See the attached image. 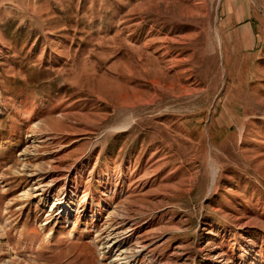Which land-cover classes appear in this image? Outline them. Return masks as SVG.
<instances>
[{"label":"rangeland","instance_id":"374dc122","mask_svg":"<svg viewBox=\"0 0 264 264\" xmlns=\"http://www.w3.org/2000/svg\"><path fill=\"white\" fill-rule=\"evenodd\" d=\"M0 264H264V0H0Z\"/></svg>","mask_w":264,"mask_h":264},{"label":"crops","instance_id":"0c3cea01","mask_svg":"<svg viewBox=\"0 0 264 264\" xmlns=\"http://www.w3.org/2000/svg\"><path fill=\"white\" fill-rule=\"evenodd\" d=\"M2 1H4V0H2Z\"/></svg>","mask_w":264,"mask_h":264},{"label":"bare ground","instance_id":"6f19581e","mask_svg":"<svg viewBox=\"0 0 264 264\" xmlns=\"http://www.w3.org/2000/svg\"><path fill=\"white\" fill-rule=\"evenodd\" d=\"M126 125V124H125Z\"/></svg>","mask_w":264,"mask_h":264}]
</instances>
